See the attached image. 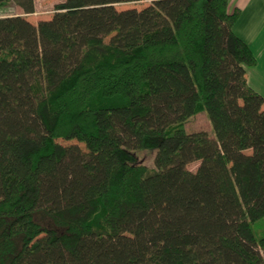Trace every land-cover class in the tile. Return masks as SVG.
Here are the masks:
<instances>
[{"label": "trees", "instance_id": "trees-1", "mask_svg": "<svg viewBox=\"0 0 264 264\" xmlns=\"http://www.w3.org/2000/svg\"><path fill=\"white\" fill-rule=\"evenodd\" d=\"M135 1L0 15V264H264V97L240 11L116 8ZM200 113L214 138L186 131Z\"/></svg>", "mask_w": 264, "mask_h": 264}, {"label": "rangeland", "instance_id": "rangeland-1", "mask_svg": "<svg viewBox=\"0 0 264 264\" xmlns=\"http://www.w3.org/2000/svg\"><path fill=\"white\" fill-rule=\"evenodd\" d=\"M64 1L65 0H35L36 11L33 14L24 13L21 7L12 2L1 8L0 15L2 17L23 16L33 24L37 25L42 20L51 19L56 12V5L63 3ZM151 3L152 0H139L135 2L117 4L116 8L120 11L128 9L142 10ZM184 127L189 133L204 131L208 133L211 138L215 137L210 120L206 113H200L197 116L190 118L184 124ZM61 142L65 145H70V143L64 141ZM81 147L84 146L81 145ZM156 153L157 151L155 149L136 150V155L138 156L139 161L152 169L155 168ZM199 165L200 162L191 163L189 164L188 169L195 172L197 171ZM253 228L258 237H264V219L255 223Z\"/></svg>", "mask_w": 264, "mask_h": 264}, {"label": "crops", "instance_id": "crops-1", "mask_svg": "<svg viewBox=\"0 0 264 264\" xmlns=\"http://www.w3.org/2000/svg\"><path fill=\"white\" fill-rule=\"evenodd\" d=\"M235 10L240 16L234 30L257 58V64L248 69V82L264 97V0H229V13Z\"/></svg>", "mask_w": 264, "mask_h": 264}]
</instances>
